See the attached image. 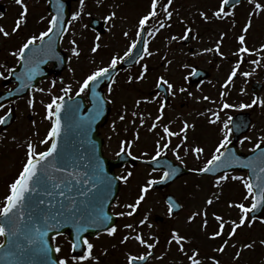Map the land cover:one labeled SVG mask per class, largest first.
<instances>
[{"label":"snow or ice","instance_id":"6c2138e0","mask_svg":"<svg viewBox=\"0 0 264 264\" xmlns=\"http://www.w3.org/2000/svg\"><path fill=\"white\" fill-rule=\"evenodd\" d=\"M20 6L21 11L18 14L15 24L11 31H8L3 25H0V36L5 42L22 30V26L28 23L30 8L26 0H15ZM242 0H219V5L215 11L209 12L202 10L199 17L205 22L210 23L213 19L224 21L232 18V26L235 27L237 21L236 9ZM103 0H97V4H102ZM252 5L251 10L247 13L246 21L241 26V32L236 36L239 47L231 52V56L237 57L227 78L220 85L219 105L217 108H207L200 112V116H207V123L210 125H219L220 139L215 145L214 151L210 154V158L200 167L190 169L191 172L201 174H212L213 191L204 201V206L197 211H192L187 216V222L190 224L200 217L202 222L200 228L206 232L208 220V208L218 202L223 196L224 184L229 180L239 181L243 185L245 194L242 199L229 200L227 206L229 208L238 209L239 215L235 219H225V217L217 212H212L213 219L218 224V229L208 234L209 240H217L221 238L222 242L218 247L212 249L214 253L221 256L226 253L229 248L237 250L232 257L233 261L242 259L245 251L254 250L257 245L264 247V238L259 239H243L233 242L234 238L240 235V231L244 228H252L257 221L264 224V135L257 137L250 152L257 153L248 159L242 160L235 150L230 147L233 144V138L241 129L249 127V124L241 120L238 123L234 121L232 115L227 114L226 110H245L253 107L264 108V98L253 95L250 102H229L227 97L234 85V78L242 76L247 82V78L253 76V71H241L242 64L245 63L247 57L256 56V59L248 61L251 65L261 67L264 66V44L258 48L249 47L247 37L253 28V17L264 13V3L260 0H247ZM119 7V5H117ZM179 16V11L174 7V0H150L148 10L141 14L136 22L135 38L124 50L123 55L114 52L107 63L96 60V54L100 51L101 34L97 33L94 37L93 45L90 49L91 58L89 63L94 67L88 71L81 80H77L78 89L73 92V84H65L61 78V87L59 91L61 95L53 94V89L57 86V81H51V87L45 89L36 87L34 92L45 93L50 96V102L45 105L44 119L51 122L50 128L45 137L38 141L39 144L49 145L46 150L38 151L37 142L31 138L25 141L26 147L25 161L21 170L8 185V194L5 196L3 206L0 207V260L9 262V264H23V258L29 257L27 264H34L31 257H39L40 264H102V256L108 254V249L103 248L100 254L96 253V241L102 236L115 237L121 230V226L115 221V218L136 217L142 209V205L147 202L150 192L155 191L157 185L167 181H172L181 172V167L187 168L186 158L191 154L196 160H200L206 149L199 144L195 137L189 143V133L196 132V124L189 123L187 120L182 122V126L178 131L172 130V121L165 123V109L167 105V97H177L179 94L186 93L188 97L193 96L188 87L179 86L171 81L166 74H160L155 80V89L153 95L144 96L136 99L134 109H139L141 104H151L159 102L158 114L152 119L151 124L147 127L149 133H155L154 154L147 151H141L135 154L134 146L141 140L140 128L145 127L147 119H151V113L147 118L143 112L133 110L130 113L127 104L122 105V111L117 119L110 124L112 133L116 136L120 132H128L125 126L118 130L117 120L134 126L132 138H122L119 140L118 151L114 153L117 159L123 160L125 157L133 162L132 167L126 166L124 170L117 175H109L104 168V161L101 155L97 154L96 142L91 139V131L93 125L100 120L105 113V105L114 103L111 99L118 83L119 67L123 63L128 64L131 69L133 64L139 65V72L136 75H128L127 83L129 85L144 81L150 72V66L144 62L146 58H151L159 54V49L153 51L150 49L151 43L156 36L172 27L171 21L173 16ZM85 14V0H79V9L71 14V19L67 22L64 20V4L62 0H55V14H49L48 17L41 16L40 21L46 20V28L39 34L29 35L10 55L15 57L17 63H23L24 72L16 75L15 79L21 81L19 87L15 91L9 89L7 96L11 97L20 93L25 88L31 87V81L41 73L42 64H46L48 60L56 58L63 60L56 52L58 42L64 40L65 35L71 34L72 39L69 41L71 47L68 51L71 55L68 57L69 62L73 58L79 59L82 55V49L78 40L75 38L77 33L72 31L74 22L79 21ZM91 16V13H87ZM3 13L0 12V18ZM117 18L115 11L110 12L103 17L105 23L109 25L108 31L115 28L112 23ZM179 22L184 25L181 35H169L166 37L167 50L170 52L173 43L181 41L187 42L198 38V33L194 34L192 26L183 17H179ZM82 27L87 29L88 24ZM124 38H129V31H123ZM227 32H221L219 38L215 41L214 46L204 47L199 51H190L185 55L193 57L202 56L211 53L219 56L221 60L229 59V56L223 52L222 46ZM39 42V43H38ZM162 63L167 70L168 66L173 64V60L168 59L167 54L161 57ZM183 69L188 70L183 76L184 81H188L190 77H199L201 73L192 64L183 63ZM0 79L8 80L15 74L14 67H7L0 64ZM69 71L75 73L74 68ZM5 72L7 75H5ZM26 77L28 82H24ZM107 82V93L102 94L99 89L101 85ZM212 83L211 81H207ZM204 83L203 80L200 81ZM86 91L91 92L92 107L87 112L81 114L82 105L76 98L81 97ZM241 95H246V89L241 87ZM67 98V99H66ZM4 97H0L3 100ZM201 99V98H198ZM204 101L216 104V100L204 95ZM36 100L34 95H30L27 100L29 108L35 106ZM7 108L4 115H0V125H6L13 116V108L0 103V110ZM221 113H225L227 118L222 119ZM63 114V120H62ZM137 120L139 124L137 125ZM32 125H36L33 120ZM79 129L80 133L86 138L89 147L85 149V141L81 140L80 149L77 150L78 157H73L67 153L60 151V141L62 133H67L73 128ZM254 127V125H252ZM161 132H157V129ZM162 133V134H161ZM38 135V133L36 134ZM6 137L0 136V140ZM173 138H179V141L173 144ZM16 140V137H12ZM112 139L111 136L108 137ZM238 143L243 145L245 141L252 142V137L243 135L237 138ZM18 147L21 145H17ZM183 148V155L181 149ZM171 152L175 160L179 162L174 166L169 160L161 159ZM139 161L142 164L150 166L147 178L138 185L137 194L130 202L121 203L118 197L114 196L113 187L118 182L128 185L130 180L134 178V163ZM233 163H239L244 168L251 171L250 176L232 175L227 169L231 168ZM164 169L162 175L154 176L161 167ZM222 174H219L221 173ZM255 177V182L253 178ZM79 198V199H78ZM115 201V202H114ZM167 216L172 217L176 210L182 209L183 205L178 203L172 196L166 201ZM113 209L111 212L109 209ZM121 209L115 211L114 209ZM147 226L152 229L155 225L151 220V209L145 211L138 219V222H127L123 224L125 234L119 240L120 245H126L129 241H135L146 251L134 254L131 251L125 252L126 264H147L153 258L163 260L167 251L172 245L177 246L178 252L183 254L188 264H222V260L217 255L202 256L199 246L191 249L189 254L186 245L191 244L192 239L181 230L171 228L166 239V250L160 256H155L154 250L160 245V237L155 233H149L147 236L141 229ZM226 226L228 230L226 232ZM51 234V235H50ZM64 237L65 243L69 246V251L64 255L62 245L58 238ZM116 247L115 244L112 245ZM15 249L13 251L12 249Z\"/></svg>","mask_w":264,"mask_h":264},{"label":"rangeland","instance_id":"374dc122","mask_svg":"<svg viewBox=\"0 0 264 264\" xmlns=\"http://www.w3.org/2000/svg\"><path fill=\"white\" fill-rule=\"evenodd\" d=\"M13 1V2H12ZM15 0H0V4H3L4 6L9 7L10 6V13L9 11V18H5L3 21L0 22L1 25L6 24V26H12L15 24V20L18 17V14L20 10L15 6L14 4ZM150 0H103L102 4H97V0H85V14L82 15V18L79 21L74 22L72 26V31H75L77 33L76 39L78 40L80 47L82 49V55L79 59L73 58L71 62L67 63V68L62 72L61 76L58 77L57 86L53 89V94L61 95L62 93L59 91L60 87L62 86L60 83L61 78H63V81L65 84L72 83L73 84V92L72 95H75V91L78 89V85L76 84L77 80H81L83 76L90 71L94 65H91L89 63V60L91 58V52H90V45H93V37L91 35V32L89 29H84L82 27L83 24H88L90 19L92 17L102 20L105 15H108L110 12L115 11L117 13V18L112 22L115 24V28L110 32L108 31L107 26V32L104 35L103 39L101 40L102 47L100 51L96 54V60L98 63L104 62L107 63L110 59L111 55L114 52H119L120 55H123L124 50H126V47L128 46L129 40L132 39V34L134 31V28L136 26L135 20L133 18H138L141 14L146 12L148 9V2ZM219 0H174V7L179 11V16L175 15L173 16V20L171 23H180L179 17H183L185 20L189 22V24L193 28L194 34L198 33V38L193 39L191 45L182 47V43H173L171 46V51L169 52L167 50L166 46V37L169 35H181L182 28H184V25L181 24L179 28L175 29L172 33H168L165 30H163L160 34H158L153 41L154 47L150 48L153 51H156L159 49V55H165L167 54L168 59H171L176 61V65H181L183 63H186V61H189V64L192 65H198L200 68L204 69L208 72L209 78L207 81H211L212 83H204L201 86L196 87L195 89H191L193 93V96L188 97L186 93L181 94L184 98L188 99L186 102H184L187 107L181 111V113H184L185 116L187 113H190L192 111L197 112L199 114L200 112L205 111L207 108H217L220 101H219V92H220V85L223 83V81L227 78V75L229 74L231 67L233 66V63L237 59V57L231 56V52L235 51L239 46L237 44L236 36H238L241 32V26L246 21L247 13L251 10L252 5H249L247 3V0H243L242 4L236 9V25L235 27L232 26V18L225 19L224 21H218L220 23H205L200 17L199 12L202 10H206L209 12V15H211V12L216 8V5H218ZM12 2V3H11ZM26 2L29 5L30 13L28 16V22L30 24H39V16L40 12L42 16L47 17L46 15V0H26ZM260 2L264 3V0H260ZM11 3V5H10ZM117 5H119V9L117 8ZM79 9V0L71 4V14L74 11H77ZM91 13V16H88L87 13ZM121 19H120V17ZM127 20H125V18ZM127 17L131 18L128 19ZM71 19V17H70ZM176 20V21H175ZM28 25V23H27ZM31 26V25H30ZM29 26V27H30ZM27 28H23L21 33H19V37L21 35L24 36V33L26 32ZM123 31H129L130 36L129 38H124L122 33ZM22 32H24L22 34ZM221 32H227L228 35L225 37L222 51L225 52L229 56V59L227 60H221L219 56H214L211 53H206L202 56H196L193 57L191 55L184 56L185 53H189L190 51H199L200 49L204 47H211L214 46L215 41L219 38V35ZM29 35V34H28ZM25 37V36H24ZM27 37V36H26ZM72 35L69 33L64 37V40L61 42V50L68 58L71 53L68 51V49L71 47L69 41L72 39ZM11 39V38H10ZM21 40V39H20ZM247 43L249 47H256L258 48L261 44H264V13H261L258 16L253 17V28L250 30V33L247 37ZM9 46H15L17 42L15 40L9 41ZM256 56H249L247 57V60L245 63L242 64L241 71H253V76L247 78V82H251L253 80L257 82L264 83V66L257 67L254 65H251L248 63L251 59H256ZM74 68L75 73L69 71V68ZM178 67V68H179ZM182 68V67H181ZM183 69V68H182ZM186 70V69H184ZM179 71V73L177 72ZM184 72L180 69H177L175 66V62L170 66L169 73L171 79L176 82L177 85L182 84L183 78L181 75ZM127 76L124 75L121 78H118V83L114 86L115 91L111 97V99L114 100L113 103V113L112 117L114 116V113L117 112L118 109H121L123 104H127L129 112V118L131 111L134 110V102L138 97V95H144V93L141 90L142 83H135L132 85H129L127 83ZM184 76V74L182 75ZM246 80L242 76H238L234 80V85L232 86L229 95L227 97L229 102L232 103H239V102H250L252 95L249 91V86L247 84ZM51 87L45 86V89H48ZM184 87H188L186 85V82L184 83ZM241 87H244L246 89V95L240 94ZM230 94H234L235 97L230 99ZM204 95H207L211 97L213 100H216V104H211L208 101H204L202 97ZM257 96H260L264 98V89L260 94ZM38 100L42 101H48L51 99V96L45 92L40 93L37 95ZM201 98V99H198ZM184 99H180V102H183ZM144 111L139 108L140 112L145 113V116H148L149 113H151V119H149L150 122H152V119L155 118L157 115L156 112L151 110V108H148ZM239 112L240 110H229V114ZM241 111H247L251 112L253 121L256 123V126L254 127V131L251 135L252 142H247L246 146L253 144L257 137L260 134V127H264V108L261 107H253L252 109H245ZM166 113V112H165ZM167 115L172 118L177 115L176 112H167ZM222 118H227L225 113H221ZM207 118V116H204ZM112 120H114L112 118ZM202 123L199 124L200 128L199 130L202 131V134H205L206 136H209V138H212V130L211 126H208L204 120H202ZM149 125L151 123L147 122ZM145 125V127L141 128L143 131H140L141 140L137 142L136 146V152L140 153L141 151H147L150 154L154 153V141L157 138L155 133H149L147 131L148 125ZM166 123V120H165ZM111 124V123H110ZM109 124V127H110ZM139 124V120H137V125ZM127 126L129 133L126 134L122 131L121 136L114 137L113 133H110L108 128H106L103 131V135L105 136L106 141V154L112 153L118 150V144L119 140L122 138H132L134 133V127H130L131 124L127 123L126 125L120 126L119 129H122L123 127ZM118 129V130H119ZM157 132H161V129H157ZM17 134L14 135H7V140L4 144V147L2 146L0 151L3 150V160L0 161V175L1 173H4L5 175L3 177H0V186L4 187L0 198V207L5 199V196L8 194V185L12 182V180L15 178V176L18 174V172L21 170L22 165L25 161V158H22L20 160L14 161L13 166L10 163L13 159H16V157L19 156V154L22 156L21 151H24L25 149V141L27 140V136L25 140L23 138L25 137L24 131L21 128L17 129ZM162 134V133H161ZM111 136L112 139L109 140L108 137ZM12 137H16V140H13ZM212 142V141H211ZM21 146H17V145ZM204 144H208V138L204 141ZM205 147L206 152L204 156L199 160V163H203L206 161L207 158H209V150ZM213 143L210 146V150L213 147ZM40 149L43 147H40ZM44 149V148H43ZM42 149V150H43ZM137 153V154H138ZM181 155H183V148L181 149ZM191 161L192 163H196L197 160L194 156L191 154L186 158V161ZM7 165V166H6ZM6 167V169H5ZM135 175L134 178H132L128 185H122L119 193L118 198L121 203L124 202H130L131 199L137 194L138 192V185L142 183L147 178V172L142 170H134ZM230 180L226 182V186L223 188V196L222 198L216 202L213 206L208 208V220L209 224L213 221H215L212 217V212L215 211L218 214H221L225 217V219H235L238 218L239 211L235 208H229L227 206L228 200H237L236 196L243 197L245 194V190L243 188V185L241 182H238L237 184H229ZM231 185V186H230ZM212 182L209 178H194V177H186L178 181L175 185L171 186L169 189V192L174 195L179 203L183 205V209L180 213V215L176 216L174 219H170L167 226L160 225L154 221V217L157 216H164V211L161 205L162 199H160V195L157 193H150L149 197L147 199V202L142 205L141 209V216L143 213L149 209H151V220L152 223L155 225L152 229L147 228V226H144L141 231L147 236L149 233H155L159 235L160 237V245L154 250L155 256H160L162 253L166 250V239L168 238V233L171 228H177L181 230L182 233L189 234L191 232H194L199 235L200 239L195 240L194 242H197L195 244H190L189 246H185L188 250L189 254H191V249L193 247L199 246L202 251V256L205 255L206 251H212V247L209 246L208 242V234H211L213 230H215V225H212L214 229L210 231H202L200 228L201 225V218L197 217L195 221L192 223L187 222V216L192 211H197L200 208L204 206V201L207 198V196L210 194L211 191H213ZM239 192V193H238ZM160 202V203H159ZM115 211H120L121 209L117 208L114 209ZM140 216V217H141ZM139 217V218H140ZM133 219L129 217H123L119 218L118 225L121 226V230L117 233L115 237H108V236H102L101 239L96 242V253L100 254L101 250L103 248L108 249V253L111 249L119 248L116 253L119 252V259L116 264H126L125 260V252L131 251L134 254H139L141 252L146 251L145 248L140 246L135 241H129L126 245H120L119 240L121 239L122 235L125 234V231L123 230V224L127 222H138V219ZM167 223V222H165ZM164 223V224H165ZM209 226V225H208ZM218 227V226H217ZM228 226H226V229ZM240 231V235H238L236 238H234L233 242H237L243 239H256L257 241L261 238H264V224L259 225H253L252 228H244ZM192 233V234H194ZM256 233H260L261 236L257 237ZM63 244L65 243V239H63ZM115 244L116 247L113 248L112 245ZM207 244V245H206ZM207 247V248H204ZM259 248V250L263 251V254H260L258 258L260 259L262 255V259L264 260V247H261L257 245L255 249ZM254 251V250H253ZM225 255V254H224ZM226 257V260H228L229 264H237V261H233L232 257ZM247 257L249 261H253L255 259L254 253H251V250L245 251L243 257H242V264H244V258ZM110 258V257H109ZM101 259H105L104 263H113L112 259L108 260L107 255L102 256ZM261 260V259H260ZM115 261V260H114ZM149 264H188L187 258L178 252L177 246L175 244L172 245L171 249L167 251V254L165 255V258L163 260H157L153 258L152 261H150ZM206 264V263H205ZM262 264V263H261Z\"/></svg>","mask_w":264,"mask_h":264},{"label":"flooded vegetation","instance_id":"af4514ba","mask_svg":"<svg viewBox=\"0 0 264 264\" xmlns=\"http://www.w3.org/2000/svg\"><path fill=\"white\" fill-rule=\"evenodd\" d=\"M174 63V62H173ZM0 64H4L7 67H16L17 64V60L15 57L13 56H9V55H5V54H0ZM177 69H180L179 65H175ZM179 67V68H178ZM0 71H4L3 68H0ZM179 73V71H177ZM5 75H7V73L5 72ZM171 81H173L175 84L176 82L174 80H172L171 78H169ZM24 82L27 81V79H25V77L23 78ZM42 83L37 84L35 87H33L32 89L29 90V92L21 99H17L15 100L12 104H9L8 106L12 107L14 110V114H15V122L8 127L6 130H4L0 136H4L5 134H7L10 130H12L17 123L22 124V126L24 128H27L29 136H32L34 138H39L42 134V126H41V117L43 114V111L41 110L40 107V103L37 100V93L38 92H34L33 89L36 87H41ZM16 83H14L11 80H3L0 79V93L1 92H6L9 89H13L15 87ZM148 88L152 89V83L149 82L148 83ZM177 85V84H176ZM30 95H34L35 96V106L33 108H29L28 104H27V100L29 99ZM172 97L169 96L167 98V109L166 112H171V111H177L176 110V104L175 103H170L171 102ZM178 109H179V104L177 105ZM184 104L180 105V108H184ZM7 111V108L0 110V115H4V113ZM25 112V114L23 113ZM185 115V114H184ZM184 115L180 114L181 118H171V119H165L167 122L168 121H172V129H177V127L179 126L180 123H182L184 120H186V118H183ZM188 120L192 121L191 123H195L196 124V132L195 134H193L192 132L189 133V137L190 140L189 142H192L193 137L197 138L200 136L198 133V124L201 122V118L199 115H197L196 113H188ZM35 120L36 121V125L33 126L32 125V121ZM38 133V135H36ZM37 140V139H36ZM2 140H0V146H1ZM239 147L242 148L243 145L239 144ZM168 158H173V154L171 152H168L167 156ZM157 223H163L167 220H165L164 218H155Z\"/></svg>","mask_w":264,"mask_h":264},{"label":"water","instance_id":"95a60500","mask_svg":"<svg viewBox=\"0 0 264 264\" xmlns=\"http://www.w3.org/2000/svg\"><path fill=\"white\" fill-rule=\"evenodd\" d=\"M50 2H51V4H52V10L55 12V0H50ZM62 2H63V4L65 5V6H67V8H68V4H67V2L65 1V0H62ZM58 44L59 43H57V45H56V52L58 53ZM58 60V62H59V59H57ZM61 61V60H60ZM62 66H64V64L62 65ZM67 99V98H66ZM76 99H78L79 101H80V103H81V105H82V107H83V100L82 99H80L79 97L78 98H76ZM89 99H90V101H91V104H92V100H91V95L89 96ZM107 111V110H106ZM105 111V112H106ZM105 118H106V114L103 116V118H102V120H99V124L97 125L96 123V125H93V130L91 131V133H90V135H91V138L93 139V140H95V142H96V146H97V150H99V141H98V138H97V128L99 127V126H101V125H103V123H104V121H105ZM62 120H63V114H62ZM78 134H80V135H82L81 133H80V131H79V129H77V128H73V130H71V131H69V132H67V133H62V137H61V141H60V151H67L68 150V148L66 147V145H65V142L66 141H68L71 137H73L74 138V148H73V151H75V148L77 147V145H78V139H77V137H76V135H78ZM83 136V135H82ZM105 171L107 172V173H111V171H110V169L108 168V167H106L105 168ZM116 188H117V186H114L113 187V193H115L116 192ZM79 199V198H78ZM51 235V234H50ZM13 251H15V249L13 248L12 249ZM2 252H3V250H0V255H2ZM28 259H29V257H25V258H23V264H27V261H28ZM30 259H32L33 261H34V263H39L40 262V258L39 257H31ZM3 261V262H2ZM0 263H4V264H9V262H6V261H4V260H0Z\"/></svg>","mask_w":264,"mask_h":264}]
</instances>
